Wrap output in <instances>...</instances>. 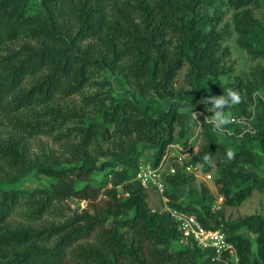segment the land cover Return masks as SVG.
Returning a JSON list of instances; mask_svg holds the SVG:
<instances>
[{
	"label": "trees",
	"instance_id": "16d2710c",
	"mask_svg": "<svg viewBox=\"0 0 264 264\" xmlns=\"http://www.w3.org/2000/svg\"><path fill=\"white\" fill-rule=\"evenodd\" d=\"M261 1L0 0V264H235L188 241L137 180L142 145L155 151L157 167L179 129L190 151V113H205L202 100L227 88L241 101L225 112L253 116L252 131L231 122L218 133L200 116L204 144L190 161L216 170L223 206L213 207L207 187L189 200L170 192L194 180L180 168L166 176V195L173 209L225 233L237 264H264V216L230 221L225 212L264 191V66L222 81L234 72L224 46L233 32L250 59H264ZM224 6L234 11V31L221 26ZM186 65L183 91L175 84ZM104 73L115 83L100 81ZM76 96L79 107L58 103ZM38 137H52L60 152H32ZM229 139L238 143L231 148ZM209 152L214 165L204 162ZM32 173L53 182L17 187ZM76 200L87 206L73 209Z\"/></svg>",
	"mask_w": 264,
	"mask_h": 264
},
{
	"label": "rangeland",
	"instance_id": "374dc122",
	"mask_svg": "<svg viewBox=\"0 0 264 264\" xmlns=\"http://www.w3.org/2000/svg\"><path fill=\"white\" fill-rule=\"evenodd\" d=\"M223 10L225 11V16L223 19V22L221 26L228 24L230 28L233 30V15L234 11L229 9L227 6L223 7ZM256 16L258 18H264V0L261 1V5L258 9L255 10ZM234 31V30H233ZM224 46L228 47L231 51V57L228 59L229 64L232 65L234 72L230 76L222 77L223 83H228L234 80L235 76H243L248 77L250 72L256 67V66H264V59H258V60H252L248 57L246 52L242 50L238 43H237V35L235 32H233V35L228 38ZM110 76L112 77V80L115 83V78L111 76L110 74L104 73L102 74L100 81L103 80L104 76ZM187 75H188V65H186L178 74L176 78V84L175 87L179 90L187 91L190 90V86L187 81ZM92 88V87H91ZM99 88V87H95ZM105 91H107V88L105 87ZM90 91H95V89H91ZM263 99H264V89H260L257 92ZM82 98L80 96L71 97V98H59L58 103H60L62 106L65 107H74V106H80L82 103ZM248 111L250 114H254L256 111L255 106L252 105L250 102L248 103ZM211 113L206 111L205 113H202L200 116L207 117V120L211 118ZM200 116L198 117L199 121H195L192 119L191 113L189 115V123L191 127V133H190V152H186L187 149L184 146V140L181 139L178 136V131H176V139L174 143L168 148L166 154L162 158L160 164L156 167L154 166V156L155 151L149 148L147 145H142L144 149V154L141 158V163L139 166L140 168H143L145 170L148 169H159V172L163 178L166 177V175L172 173V169L177 166L179 163V167L181 168V162L186 163L188 162L193 156L197 154V152L202 148L204 144L203 136H202V125L200 121ZM232 117H237L235 114L232 115ZM242 118L243 117H238ZM244 119H246L248 122H253L254 118L253 116H244ZM0 132L7 133V129L0 126ZM233 132L229 131V135H232ZM228 143L231 148H233L236 143H238V140L229 139ZM61 149V144L56 142L52 137H38L32 142V152L35 154H39L41 152H52L55 151L56 153H59ZM109 158H101L100 163L107 162ZM110 170V168L105 169L104 171L98 172L94 175L93 180L95 182H101L104 180L105 174ZM194 180L181 188H170V192L176 194L180 199H194V198H202L203 197V188L207 187L210 191V194L214 196L213 201V207L216 209H219L223 206L224 199L220 197L217 193V189L215 186V178H216V170L214 169L210 173H205V168L202 164H199L197 167V170L194 171L193 174ZM166 179V178H165ZM53 180L40 175L38 173H32L22 180L19 181L17 187H25L27 189H36L44 187L50 183H52ZM14 185L11 184L9 186H5V188H13ZM148 192V202L150 207L154 211L158 212H165L167 210V206L171 207V200L168 198V203L166 204L163 196L161 193L153 186H151L149 189H147ZM70 205L73 209L78 208H85L87 206V203L85 201H74L70 202ZM226 218L230 221H236L239 218L247 217L250 215L260 214L264 216V191L259 192L255 191L253 195L247 199L241 206L239 207H226ZM235 260V258H232Z\"/></svg>",
	"mask_w": 264,
	"mask_h": 264
},
{
	"label": "built area",
	"instance_id": "2783aa9c",
	"mask_svg": "<svg viewBox=\"0 0 264 264\" xmlns=\"http://www.w3.org/2000/svg\"><path fill=\"white\" fill-rule=\"evenodd\" d=\"M232 122L240 125L243 132L252 131L250 122H248L244 118L242 119L233 117ZM191 159L186 163L181 162V168L179 167V163H177L178 165L172 169V173L170 174H176L179 168L183 173L193 174L194 171L197 170L198 165L192 164L190 162ZM165 178L161 176L158 168L148 170L140 168L137 173V180L141 182L143 187L146 190L151 186L155 187L161 193L165 203L167 204L168 197L166 195V192L168 189V184L166 183ZM165 212L169 213L172 216L188 241L195 242L203 250H214L216 254L215 259L217 260H222L225 254L228 253L229 257L227 260L237 264L238 258L235 252V248L227 240V235L225 233L221 231H212L205 229L194 214L184 211H178L168 206ZM233 257L235 258V260L232 259Z\"/></svg>",
	"mask_w": 264,
	"mask_h": 264
},
{
	"label": "clouds",
	"instance_id": "9594fccd",
	"mask_svg": "<svg viewBox=\"0 0 264 264\" xmlns=\"http://www.w3.org/2000/svg\"><path fill=\"white\" fill-rule=\"evenodd\" d=\"M203 104L210 105L207 111L210 112L211 118L208 122L212 125L214 131L223 133L225 127L232 122V116L230 112H225V109L230 108L232 105L238 104L241 101V97L238 91L231 88H227L222 95H212L204 98ZM201 113L192 111L191 116L195 121H199L198 117ZM207 119V117H205ZM232 154L229 153V158ZM204 162L210 165H214V159L212 153H206L203 157Z\"/></svg>",
	"mask_w": 264,
	"mask_h": 264
}]
</instances>
